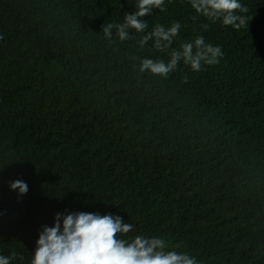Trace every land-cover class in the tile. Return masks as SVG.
I'll return each instance as SVG.
<instances>
[{
  "label": "trees",
  "instance_id": "1",
  "mask_svg": "<svg viewBox=\"0 0 264 264\" xmlns=\"http://www.w3.org/2000/svg\"><path fill=\"white\" fill-rule=\"evenodd\" d=\"M0 264H264V0H0Z\"/></svg>",
  "mask_w": 264,
  "mask_h": 264
}]
</instances>
